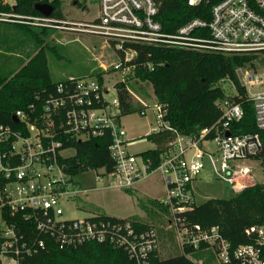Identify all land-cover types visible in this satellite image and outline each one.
Wrapping results in <instances>:
<instances>
[{
    "label": "built area",
    "instance_id": "2783aa9c",
    "mask_svg": "<svg viewBox=\"0 0 264 264\" xmlns=\"http://www.w3.org/2000/svg\"><path fill=\"white\" fill-rule=\"evenodd\" d=\"M16 4L17 0H0V21L104 37L116 57L109 66L115 77L106 79L105 65L100 75L67 76L40 105L31 103L28 109L16 110L17 122L0 125V264H38L52 243L60 248L89 241L109 243L126 251L133 264H147L157 252L159 231L154 226L142 228L133 219L106 214L66 215V204L87 191L66 171V159L75 152L70 143L106 131L112 138L113 168H100L96 178L106 176L109 186L131 189L159 173L165 186L159 200L169 210L166 228L175 233L183 254L190 256L188 247H204L214 253L213 264H264V225L247 229L254 242L233 247L218 225L204 228L184 216L196 204V182L208 181L205 171L211 173V180L228 183L233 193L264 182L244 162L262 160L259 155L264 150V0H217L209 18L193 17L174 32L163 30L155 0H97L98 13L92 19L24 15L11 8ZM141 45L254 55L236 68V74L253 104L258 130L233 131L244 110L237 101L241 95L236 85L228 81L225 96L216 102L221 117L194 134L179 131L168 118L167 103L155 101L151 132L170 135L159 163L154 165L152 157L132 152L122 122L118 84H126L133 101L141 106L137 111L146 115L151 105L131 87L147 83L137 76L139 67H155L141 59ZM192 259L202 264L201 259Z\"/></svg>",
    "mask_w": 264,
    "mask_h": 264
},
{
    "label": "trees",
    "instance_id": "16d2710c",
    "mask_svg": "<svg viewBox=\"0 0 264 264\" xmlns=\"http://www.w3.org/2000/svg\"><path fill=\"white\" fill-rule=\"evenodd\" d=\"M155 1L159 6L158 20L162 23L163 30L174 32L193 17L209 18L211 7L217 0L198 5H191L188 0ZM45 2L54 6L52 15L63 17L60 0H17L16 6L11 8L24 15H38L42 13L36 9V5ZM10 24L32 40L38 50L32 56L27 53V62L19 66L10 56L0 57V125L13 124L12 116L18 109H28L31 103L40 105L54 91L58 81L62 80L53 78L47 58L48 54L62 56L59 45L52 43V28L20 22ZM138 48L141 59L154 63L155 67H139L136 74L152 85L159 102L167 103L168 118L179 131L194 134L221 117L222 112L216 102L225 96L226 81H232L236 85L241 95L237 101L244 110L243 117L233 124V131L244 133L258 130L253 104L245 97V88L241 86L236 74V68L250 62L254 55L166 45H141ZM134 85L131 84V87L134 88ZM118 90L123 114L141 108L139 103L133 101L125 83H119ZM146 136L155 146L140 154L152 157L154 165H157L159 153L165 148L170 135L166 132H150ZM111 140V134L106 131L99 136L72 141L70 144L75 152L66 159V171L72 175L98 168L110 171L113 168L109 152ZM259 157L264 164V150ZM153 203L169 213L168 207L159 199H153ZM184 216L204 228L218 225L233 247L254 242L253 234L248 233L247 229L252 225H264V183L256 182L246 186L228 198L212 197L200 204H194L184 212ZM133 221L142 228L153 226L145 221ZM187 252L190 256L201 259L202 264H213L214 253L211 249L188 247ZM190 256L180 252L161 258L155 252L147 264H198ZM41 257L38 264H133L123 249L97 241L64 248L52 243Z\"/></svg>",
    "mask_w": 264,
    "mask_h": 264
},
{
    "label": "rangeland",
    "instance_id": "374dc122",
    "mask_svg": "<svg viewBox=\"0 0 264 264\" xmlns=\"http://www.w3.org/2000/svg\"><path fill=\"white\" fill-rule=\"evenodd\" d=\"M60 1L63 17L68 19H92L98 13L97 0ZM10 23L12 22L0 21V57L10 56L11 60L19 66L27 62V53L32 56L38 48L34 46L32 40L30 41L18 32ZM51 31L53 32L52 43L59 45L62 55L61 57L47 55L50 71L55 80L70 75L84 76L91 73H104V65L109 71L105 76L106 79L115 77L110 72L109 66L116 60V57L104 37L67 29L52 28ZM140 85L142 84H135L133 89L144 97L151 107L147 109L146 115L135 111L122 116L123 125L127 129V137L130 139L129 148L136 153L154 146L146 134L150 133L155 125L152 106L157 101L150 83L143 84L141 88ZM224 87L228 88V81L224 83ZM113 97L114 93L108 98ZM73 152L70 151V153ZM244 162L254 168L255 178L264 180L262 160L250 158ZM97 172L102 171L100 168L89 169L75 175L74 180L78 182L81 189H87V191H81L73 202L66 204L67 216L83 217L106 214L145 221L159 231L160 244L157 253L161 258L181 252L175 233L166 228L168 213L153 203V199H160L165 195V186L159 173L151 174L131 189H121L109 186V179L106 176L98 180ZM233 194L231 186L218 179L196 182V204L212 197L228 198Z\"/></svg>",
    "mask_w": 264,
    "mask_h": 264
},
{
    "label": "water",
    "instance_id": "95a60500",
    "mask_svg": "<svg viewBox=\"0 0 264 264\" xmlns=\"http://www.w3.org/2000/svg\"><path fill=\"white\" fill-rule=\"evenodd\" d=\"M36 9L38 11H40L43 15H51L53 10H54V6L50 3H39L36 5ZM12 120L14 122H17L18 121V117L16 115H13L12 116Z\"/></svg>",
    "mask_w": 264,
    "mask_h": 264
},
{
    "label": "crops",
    "instance_id": "0c3cea01",
    "mask_svg": "<svg viewBox=\"0 0 264 264\" xmlns=\"http://www.w3.org/2000/svg\"><path fill=\"white\" fill-rule=\"evenodd\" d=\"M154 146H155V144H154ZM153 146V147H154ZM203 176L204 177H206L207 179H208V181H211V179H212V177H211V173L209 172V171H205L204 173H203ZM207 181V182H208Z\"/></svg>",
    "mask_w": 264,
    "mask_h": 264
}]
</instances>
